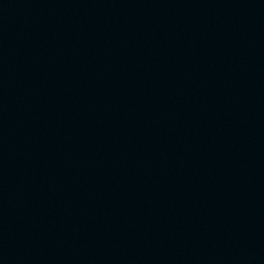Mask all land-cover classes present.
Wrapping results in <instances>:
<instances>
[{"label": "water", "instance_id": "obj_1", "mask_svg": "<svg viewBox=\"0 0 264 264\" xmlns=\"http://www.w3.org/2000/svg\"><path fill=\"white\" fill-rule=\"evenodd\" d=\"M0 264H264V0H0Z\"/></svg>", "mask_w": 264, "mask_h": 264}]
</instances>
